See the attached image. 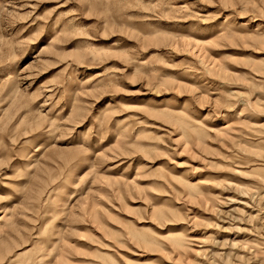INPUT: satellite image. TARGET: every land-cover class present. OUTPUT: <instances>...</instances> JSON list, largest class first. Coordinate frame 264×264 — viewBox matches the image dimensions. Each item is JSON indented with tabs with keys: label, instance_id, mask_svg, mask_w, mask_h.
<instances>
[{
	"label": "rangeland",
	"instance_id": "1",
	"mask_svg": "<svg viewBox=\"0 0 264 264\" xmlns=\"http://www.w3.org/2000/svg\"><path fill=\"white\" fill-rule=\"evenodd\" d=\"M0 264H264V0H0Z\"/></svg>",
	"mask_w": 264,
	"mask_h": 264
}]
</instances>
